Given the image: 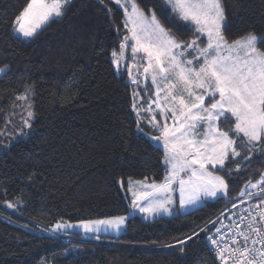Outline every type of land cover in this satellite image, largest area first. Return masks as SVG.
I'll return each instance as SVG.
<instances>
[{
    "label": "trees",
    "instance_id": "obj_1",
    "mask_svg": "<svg viewBox=\"0 0 264 264\" xmlns=\"http://www.w3.org/2000/svg\"><path fill=\"white\" fill-rule=\"evenodd\" d=\"M137 2L152 8L174 36L192 37L190 26L172 17L164 0ZM27 3L0 0V66L10 67L0 75V108L8 113L14 93L23 91L25 81L35 82L37 113L27 136L6 147L0 143V264H220L200 229L232 208L228 198L148 220L129 208L117 183L123 179L126 186L129 178L145 177L159 183L165 175L162 148L137 132L133 86L126 87L125 74L119 76L112 64L126 31L122 9L106 0L110 17L98 0H72L65 16L21 42L5 21ZM223 3L229 42L249 31L264 35V0ZM258 46L264 51V44ZM4 119L0 114V126ZM13 122L20 127L18 119ZM251 166L255 182L264 167L254 160ZM248 178L229 180L232 200ZM5 201L16 207L8 208ZM115 216L126 217L123 230L101 235L102 240L84 239L78 232L70 239L46 233L58 221ZM193 232L199 236L181 254L177 240Z\"/></svg>",
    "mask_w": 264,
    "mask_h": 264
},
{
    "label": "snow or ice",
    "instance_id": "obj_2",
    "mask_svg": "<svg viewBox=\"0 0 264 264\" xmlns=\"http://www.w3.org/2000/svg\"><path fill=\"white\" fill-rule=\"evenodd\" d=\"M98 2L111 17L112 8L106 0ZM107 2L123 11L126 31L119 52H112V64L118 74L127 72L126 87L136 86L131 110L137 132L153 147L162 146L164 153L165 175L159 183L148 177L129 178L126 186L123 179L117 182L126 193L129 208L146 216L172 215L177 192V213L202 203L203 198H228L232 208L239 210L229 215L221 212L200 229L206 233L205 246L220 264H264V171L253 182L251 166L254 158L264 159V51L258 46L264 44V35L249 31L229 42L223 0H164L173 18L190 25L186 29L192 32L189 39L174 36L152 8L145 10L137 0ZM71 5L72 0H28L23 10L5 23L13 38L26 42L65 16ZM129 49L131 55L126 58ZM9 70V65L0 66V75ZM35 95V82L25 81L23 91L14 93L9 102L11 110L3 113L0 108L5 116L0 143L5 147L17 136L28 135L25 129L32 128L37 115ZM145 126L152 131L145 132ZM244 174L249 178L238 198L256 203L241 208L247 201L241 199L237 204L229 197V180ZM5 203L8 208L16 207ZM125 220L115 216L77 224L58 221L52 231L67 234V229L79 227L97 233L95 239L99 240L102 229L119 231ZM198 236L199 232H193L177 240L178 251L184 254L187 242H195Z\"/></svg>",
    "mask_w": 264,
    "mask_h": 264
},
{
    "label": "rangeland",
    "instance_id": "obj_3",
    "mask_svg": "<svg viewBox=\"0 0 264 264\" xmlns=\"http://www.w3.org/2000/svg\"><path fill=\"white\" fill-rule=\"evenodd\" d=\"M178 21H179V19H177ZM181 22V21H180ZM183 22V21H182ZM185 25H188L187 24V22H183ZM188 26H190V25H188ZM203 46V45H202ZM119 52V51H118ZM131 55V53H130V49L129 50H127L126 52H125V57L127 58V57H129ZM139 55H143V54H139ZM112 59H113V57H112ZM126 62H128V63H130L131 61L130 60H126ZM114 67H115V70L117 71V69H116V66L114 65ZM122 74H125V76H126V78H127V81H128V75H127V72H123V71H121L118 75L120 76V75H122ZM133 86V88H135L136 86H134V85H132ZM152 90L151 89H149V95H151V92ZM142 95H143V93H141ZM145 99H148V97L147 96H145ZM135 114V113H134ZM144 130H145V132H151L152 130L149 128V127H147V126H145V128H144ZM152 134H156V133H152ZM161 148H162V146H161ZM254 161H258V162H260V163H264V159H262V158H254L253 159ZM264 171V170H263ZM132 180H134V181H136V180H138V179H132ZM149 181H151V180H149ZM125 196H126V193H125ZM214 199H216V198H203V202L202 203H199L198 205H196V206H190L188 209H186V210H181V213H184V212H187V211H189V210H192V209H194L195 207H198V206H200V205H202L206 200H214ZM241 199H243V200H246L247 198H245V197H239L238 198V195L237 196H235V198H234V202L235 203H237V204H240V201H241ZM174 200H175V203L171 206V211H172V215L173 214H178L177 213V209L179 208V198H178V192L177 193H175L174 194ZM254 200H252L250 203H252ZM246 204L247 203H244V204H240V207H244V206H246ZM137 213H139L143 218H145V219H148V220H152V219H155V218H158V217H161V216H171V215H169V214H167V213H161V214H159V215H154V216H146L144 213H141V212H139V211H136ZM110 218V217H109ZM101 219H107V218H101ZM92 220H97V219H92ZM61 222H69V223H72V224H77L79 221H75V222H71V221H61ZM126 222V221H125ZM55 225V224H54ZM53 225V226H54ZM124 225H125V223H124ZM124 225H122L121 226V228H120V230L119 231H116V230H114V229H109V230H107V231H104L103 229L100 231V233H99V236H100V239L99 240H102V237H101V235L103 236V235H118L122 230H123V228H124ZM53 226L52 227H50L49 228V230L47 231L46 230V233L47 234H49V235H55V236H62V235H64L63 237L64 238H66V239H70V235L69 234H72V233H74V232H78V233H81L82 235H83V238L84 239H89V240H97V239H95V236L97 235V233H88V232H85L82 228H79V227H76V228H69V229H67L66 230V233L67 234H65V231H58V232H53L52 231V229H53Z\"/></svg>",
    "mask_w": 264,
    "mask_h": 264
},
{
    "label": "built area",
    "instance_id": "obj_4",
    "mask_svg": "<svg viewBox=\"0 0 264 264\" xmlns=\"http://www.w3.org/2000/svg\"><path fill=\"white\" fill-rule=\"evenodd\" d=\"M249 191H253V192H255V191H257L256 189H249ZM245 198H247V197H245ZM246 201H247V204H246V206H244V207H241V208H246V207H248L249 206V204H253V203H256V201L254 200L252 203H250L251 201H248L247 199H246ZM233 208H231V209H229V210H225V211H223V212H225V215H229L231 212H236V211H238L239 209H237V208H235L234 210H232ZM225 223H227V221H225ZM219 226V225H218Z\"/></svg>",
    "mask_w": 264,
    "mask_h": 264
},
{
    "label": "crops",
    "instance_id": "obj_5",
    "mask_svg": "<svg viewBox=\"0 0 264 264\" xmlns=\"http://www.w3.org/2000/svg\"><path fill=\"white\" fill-rule=\"evenodd\" d=\"M136 212V211H135Z\"/></svg>",
    "mask_w": 264,
    "mask_h": 264
}]
</instances>
